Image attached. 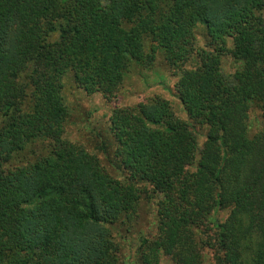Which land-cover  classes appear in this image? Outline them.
I'll list each match as a JSON object with an SVG mask.
<instances>
[{
    "label": "trees",
    "instance_id": "1",
    "mask_svg": "<svg viewBox=\"0 0 264 264\" xmlns=\"http://www.w3.org/2000/svg\"><path fill=\"white\" fill-rule=\"evenodd\" d=\"M263 11L264 0H0V264H120L110 228L143 199L156 222L138 264H205V251L212 264H264ZM159 52L187 120L159 97L115 108L112 155L101 144L115 179L65 139L63 78L111 103L131 65ZM225 57L241 65L234 77Z\"/></svg>",
    "mask_w": 264,
    "mask_h": 264
},
{
    "label": "rangeland",
    "instance_id": "2",
    "mask_svg": "<svg viewBox=\"0 0 264 264\" xmlns=\"http://www.w3.org/2000/svg\"><path fill=\"white\" fill-rule=\"evenodd\" d=\"M264 20V11L261 13ZM196 40L199 48H203L204 28L199 25L196 31ZM230 47V45H229ZM149 51V46H146ZM240 63L235 62L231 57H225L221 61V73L227 77H234L239 70ZM178 78L173 76L165 66L162 54L159 52L156 61L151 67H144L132 64L125 75L124 83L116 99L107 103L100 94L87 95L81 90L74 81L73 75L67 73L63 78L62 97L68 110L69 117L65 126V139L82 146L91 155H94L115 179L120 176L109 166L106 155L101 144L104 143L109 155H112L113 145L110 135V118L115 108L133 107L139 103L146 102L148 99L159 97L167 101L174 115L186 121L187 116L184 112L174 87ZM252 131L260 129V112L252 109L249 114ZM198 139L199 149L204 143V132ZM19 162L22 161L18 160ZM137 218L129 225H115L111 230L114 244L119 250L120 264H138L137 248L138 238L155 234V207L153 202L142 200ZM228 212L217 215L220 221L226 219ZM205 264H212L211 253L205 251ZM159 264H174L169 258L161 257Z\"/></svg>",
    "mask_w": 264,
    "mask_h": 264
}]
</instances>
